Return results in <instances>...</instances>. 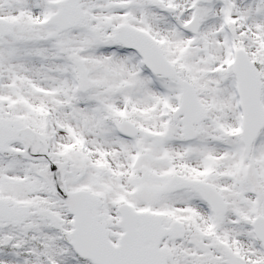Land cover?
I'll return each mask as SVG.
<instances>
[{
	"label": "snow or ice",
	"instance_id": "snow-or-ice-1",
	"mask_svg": "<svg viewBox=\"0 0 264 264\" xmlns=\"http://www.w3.org/2000/svg\"><path fill=\"white\" fill-rule=\"evenodd\" d=\"M0 264H264V0H0Z\"/></svg>",
	"mask_w": 264,
	"mask_h": 264
}]
</instances>
